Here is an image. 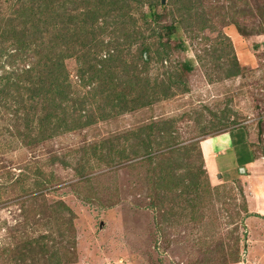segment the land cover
I'll list each match as a JSON object with an SVG mask.
<instances>
[{
    "label": "rangeland",
    "instance_id": "rangeland-1",
    "mask_svg": "<svg viewBox=\"0 0 264 264\" xmlns=\"http://www.w3.org/2000/svg\"><path fill=\"white\" fill-rule=\"evenodd\" d=\"M22 7L38 25L11 20ZM14 24L29 48L6 38ZM170 24L184 49L164 57ZM33 40L68 55L56 113L93 121L40 139L24 91L0 101V264H264L242 172H209L198 146L239 129L261 149L249 130L263 132L264 0H0V76L35 64ZM82 60L100 77L87 82ZM120 94L153 101L109 114Z\"/></svg>",
    "mask_w": 264,
    "mask_h": 264
},
{
    "label": "trees",
    "instance_id": "trees-1",
    "mask_svg": "<svg viewBox=\"0 0 264 264\" xmlns=\"http://www.w3.org/2000/svg\"><path fill=\"white\" fill-rule=\"evenodd\" d=\"M24 9L25 8L23 7L19 9L20 12L18 16L14 17L13 19H11L10 17V19L12 21L18 19V21H20L23 25L28 23H31L33 25L34 23L37 24L39 22L38 18L34 16L29 17L27 15L23 16V14H21V11H24ZM91 19L92 22L95 20L94 18ZM10 27L11 29L8 32L9 34L6 35V38L12 37L14 40L13 43H15L16 48H23L25 46L29 48L30 42H27L26 39H29V36L30 37L33 36V32L26 33L27 28L29 27L25 29H18L16 25L14 26V28L11 25ZM164 28H165L164 32L158 33L159 39L162 37H163L162 39H164L163 41L162 39L159 40V46L163 47L162 54L164 55V57H168L174 50L177 49L183 50L184 44L176 35V27L173 24L167 25ZM33 41H37L36 46L38 47L34 46L33 48H30V52L31 54H34V56L39 55L41 58L39 57L38 60L40 61L37 60L31 68L23 70L21 72H15L14 75L12 74L11 71L8 72L6 75L0 76V83L4 80V83L2 84V86H0V101L3 98L5 99L7 98V93H9L8 91L11 89L19 93L20 91H24L22 95L21 94L17 95V98H19L20 100L19 106H21L22 108L28 105V108L29 109L31 108L32 111H34L35 109L37 110V112H35V115H36L38 132L41 133L39 136L40 139L46 136L45 131L47 130L50 131V135H55V134H59L60 132L73 130L79 125L84 126L89 124L91 121H93L91 116L82 120L80 114L76 115L75 118H71L70 116L61 117L60 114L56 113V111H58L59 109H63V108L65 109V106L56 103L54 100L62 102L64 99H67L68 96L64 88H62L61 86V83L66 79V76L64 74L65 70H64L63 59L67 58L68 55L66 54V52L63 53V51H58V55L56 56H52L51 54L47 55V53L43 54L42 51L43 42H41L40 40H33ZM144 49H145L144 51L145 53L143 54L142 58L144 61H148L150 59L147 52L148 45H146ZM6 52L7 50L4 53H2L1 50L0 56L5 55ZM14 55L15 54L7 53L6 58L10 59V57ZM108 59L111 61L112 60L115 61L113 56L109 57ZM81 63L83 64L82 71L84 73L89 74L88 79H86L87 82L93 80L94 77H100L99 71L101 70L99 69H97V71L94 70L96 68L93 67L91 64H88L86 60H82ZM191 71H192V65H190L188 62L181 63L179 71L177 73L179 82L187 81L188 75ZM33 73L35 74L32 77ZM10 74L13 75L15 78L11 80ZM82 79L84 80V78ZM169 95L170 94H166L165 96H169ZM124 96H125L124 94L116 95L115 103L113 100L112 102L111 100H109L110 104L112 103L111 105L109 104L112 108L118 107L121 110V111L111 110L110 112H108L109 114H113V113L115 114V112L121 113L127 110H133L135 108H139L140 106L149 105L153 101V99L151 98L148 99L145 98V100H134V99L128 100ZM9 105L11 106V104ZM70 106L73 108L75 105L72 106L70 104ZM38 109L39 111H41L40 115ZM16 112H18V110H16ZM147 148L148 147L146 146L145 149ZM125 157H126L125 154H123L122 158Z\"/></svg>",
    "mask_w": 264,
    "mask_h": 264
},
{
    "label": "crops",
    "instance_id": "crops-1",
    "mask_svg": "<svg viewBox=\"0 0 264 264\" xmlns=\"http://www.w3.org/2000/svg\"><path fill=\"white\" fill-rule=\"evenodd\" d=\"M262 123L263 132L261 135L257 134L256 128L249 130V138L252 137L250 139L255 137L257 143V140L260 139V144L257 145L261 148L260 151L250 152L251 148H248L247 137L243 136L239 129L208 135L198 141L201 156L209 172L219 168L228 173H234L237 170L242 172V175L239 176L243 187L242 192L250 209H253L254 214L260 215H264V212L256 208L255 201L264 202V151L261 146L264 139V118ZM255 148L254 146L253 149ZM221 153L222 156H219ZM215 156L216 160L213 161L212 158Z\"/></svg>",
    "mask_w": 264,
    "mask_h": 264
},
{
    "label": "water",
    "instance_id": "water-1",
    "mask_svg": "<svg viewBox=\"0 0 264 264\" xmlns=\"http://www.w3.org/2000/svg\"><path fill=\"white\" fill-rule=\"evenodd\" d=\"M161 2H162V3H164V2H165V0H161Z\"/></svg>",
    "mask_w": 264,
    "mask_h": 264
}]
</instances>
